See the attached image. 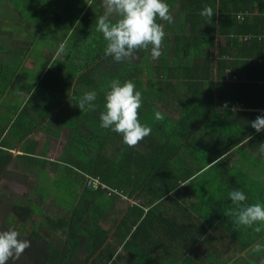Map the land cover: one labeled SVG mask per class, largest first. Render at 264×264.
Returning a JSON list of instances; mask_svg holds the SVG:
<instances>
[{
    "label": "trees",
    "instance_id": "1",
    "mask_svg": "<svg viewBox=\"0 0 264 264\" xmlns=\"http://www.w3.org/2000/svg\"><path fill=\"white\" fill-rule=\"evenodd\" d=\"M52 1L31 3L34 7L41 3L43 10L25 8V11L30 18L42 17L43 13L48 15L50 10H56L52 8ZM76 2L79 7L72 14L76 16L75 20L68 21L61 37L64 38L62 51L75 52L76 68L61 72L58 65L53 74L52 93L60 97L53 100L52 109H47L38 118L45 119L56 108L54 114L63 118L62 124L70 130V142L77 145L72 140L76 129L100 136L106 142L113 138L112 147L113 143L120 141L124 152L122 167L136 168L129 167V172H145L150 159L157 157L155 149L162 151L163 167L167 157L180 147L181 139L197 128L193 116L205 117L215 112V105H223L226 110L238 108L246 115L249 112L240 108H253L254 122L246 133L243 134L240 116L231 127L235 128L238 138L249 136L246 137L247 144L250 140L256 145L259 143L260 131H264V99L252 87H257L255 81L264 75V61L254 63L252 59L264 55V37L261 40L256 38L264 32V0ZM57 6L58 9L71 7L64 0H58ZM52 17L55 19L56 13ZM247 34L251 38L244 40L243 36ZM5 74V84L0 87L2 93L10 83V73ZM226 74L236 80L229 78L221 87ZM166 110L179 114L177 117L166 116ZM17 119L12 127L25 124L17 132L20 139L27 134H21L22 130H30L37 121L24 118L23 122L20 116ZM166 129L183 134L167 153L164 142H159L152 133ZM254 130L258 131L257 134L253 133ZM174 138L170 135V140ZM149 139L156 142L153 147L148 144ZM241 139L223 140V148L208 155L205 161L218 158ZM137 142H146L144 146L146 152H150L149 156L131 151V144ZM99 151L94 152L95 155L88 151L90 158L85 161L75 154L66 160L62 175L65 176L66 191L69 189L72 195V199L68 197V206L59 205L60 198L52 201L49 195H52L53 187L44 188L40 184L38 188L47 197L44 202H4L5 193L0 191L1 216H4L0 220V264H105L114 255L115 250L100 248L108 236L103 224L108 220L104 215L108 207L106 199L114 193L107 187L85 185L87 174L84 172L102 176V154ZM112 151H117L116 146ZM107 156L110 158L111 154ZM10 160V153L0 149V178ZM43 162L47 163L46 160ZM105 162L109 163L106 159ZM74 166L76 169L72 170ZM152 166L156 168L152 174L157 175L159 168L162 171L159 164ZM73 183L76 185L69 187ZM0 190L6 191L1 187ZM262 204L264 208V197ZM11 214L16 217L11 221L16 226L8 220ZM110 220L112 228L117 218ZM210 220L208 226L213 227L216 219ZM225 222L229 225L230 219ZM208 226L199 232L200 235L206 234V242L213 237L207 232ZM114 237L117 238V233ZM219 237L221 246L215 254L222 255L220 264H237L244 257L240 254L251 244L250 249L264 248V230L256 235L253 231L247 242L239 244L237 241L233 243L232 235L219 234ZM240 264H264V256L243 259Z\"/></svg>",
    "mask_w": 264,
    "mask_h": 264
},
{
    "label": "crops",
    "instance_id": "2",
    "mask_svg": "<svg viewBox=\"0 0 264 264\" xmlns=\"http://www.w3.org/2000/svg\"><path fill=\"white\" fill-rule=\"evenodd\" d=\"M36 1L40 0H21V3L19 0H0V87L5 84V73H10V83L3 93L0 88V149L11 155L6 172L0 178V187L6 191H0L5 195L10 193V196L19 191L21 197L17 196V200L44 202L45 195L38 188L39 184L44 188L62 185L64 165L72 154L83 157L85 161L90 158L88 151L95 155L94 152L100 150L102 182L107 187L118 189L111 187L114 192L108 188L114 194L106 199L108 207L104 215L108 220L103 224L108 236L100 248L109 247L115 252L105 264H220L222 255L215 254L221 246L218 235H232L235 243L236 229L246 232L248 227L255 226V220L264 218V215L260 216L264 212V131H260L257 145L251 140L247 144L246 137L249 136L238 138L235 128L231 127L240 116L243 134L246 133L254 122L253 108H240L249 112L246 115L238 108L226 110L223 105H215V112L205 117L193 116L197 128L182 139L183 134L167 129L159 133L153 131L154 138L164 142L166 153L181 139L180 147L167 157L163 167L159 149H155L157 157L150 159V166L147 164L143 173L139 170L129 172V165L118 169L106 164L105 159L110 161L111 158L107 156L109 147L104 148L107 144L104 138L76 129L72 140L78 145L70 142V130L62 124L63 118L54 114L56 108L45 119L38 118L47 109H52L53 100L60 97L52 93L56 65L61 66V72L76 68L75 52L62 51L64 38L61 37L68 21L75 20L76 16L72 14L76 13L77 7L58 9V0H53L52 8L56 10H50V14L24 19L25 8L43 10L41 3L37 7L30 5ZM69 1L76 3V0ZM54 13L55 19L52 17ZM240 15L238 13L237 17ZM263 37L264 32L256 36L257 40ZM250 38V34L243 36L244 40ZM34 49L41 51L40 56L32 54ZM252 61L263 62L264 55L254 57ZM30 73L34 74L31 80L26 76ZM229 78L236 80L226 74L221 87ZM255 84L257 87H252L254 92L264 99V75ZM179 111L183 113V110ZM178 114L165 111V115L170 117ZM18 116L23 122L24 118L37 121L30 130H22L21 134H27L20 139L17 132L25 124L12 127ZM257 132L253 131L254 134ZM170 135L175 138L170 140ZM227 138L241 140L218 158L205 161L208 155L223 148V140ZM145 143H132L130 149L149 156ZM148 144L153 147L156 142L149 139ZM115 146V153H124L120 141L113 143ZM45 160L47 163L43 162ZM156 164L163 171L159 168L157 175L152 174L156 171L152 165ZM84 173L99 177L98 174ZM32 195L34 198H30ZM9 199L5 198L6 201ZM112 218H117V221L111 228L109 221ZM212 218L216 220L213 227H209ZM226 219H230L229 225ZM206 225L208 234L213 235L207 242L206 234H199Z\"/></svg>",
    "mask_w": 264,
    "mask_h": 264
},
{
    "label": "rangeland",
    "instance_id": "3",
    "mask_svg": "<svg viewBox=\"0 0 264 264\" xmlns=\"http://www.w3.org/2000/svg\"><path fill=\"white\" fill-rule=\"evenodd\" d=\"M19 2L21 3V0H19ZM64 2L66 4H68L69 6H71V7H74V5H76V7H79V3L78 2L74 3V2L69 1V0H64ZM36 3H39V1H36ZM22 16L24 17V19H27V20H29L30 17H31V15H29L28 13H25V12H24V15L22 14ZM54 46L56 47L57 44H55ZM38 51H39V49H37V50L34 49L32 54H37L38 53V55L40 56L41 51H39V52ZM56 66L58 67V65H56ZM31 72H33V71H31ZM26 76L29 77V80H31L34 77V74L33 73H30V74H28ZM112 142H113V138H109L108 141H107V144L104 147V148H108L109 147V154H111V156H110L111 160L108 161V162L112 166H116L118 169H120V167H122V165H121V163H122L121 157L122 156L120 154H118V153H116V155H115V152L112 151V149H113V147L111 146L112 145L111 144ZM99 177L102 179V176L99 175ZM108 177H110V176H108ZM46 180L47 179L44 178V181H46ZM75 185H76V183H73V184H70L69 187H73ZM116 185H118V184H116ZM111 187L114 188L116 191L118 190L117 187H115V186H111ZM111 187L108 186V188H110L111 190H113L115 192V190L112 189ZM15 190H19V189H15ZM69 191H70L69 189H68V191H66V181H64L62 185L55 186V187L52 188V192L53 193L50 196V198L52 199V201H55V202L58 201V199L60 198L61 200L59 199L58 204L61 205V206L67 204V206H68L70 204L69 198L72 199V195L69 193ZM17 196L18 197H21L19 191H14V194L11 193V196L10 195H5L6 198L7 197H10V199L8 200L9 202L20 203V204H27L28 203L27 201L17 200L16 199V198H18ZM44 197H45V200H47V197L46 196H44ZM4 202H7V201L4 200ZM1 215H2V211H1V207H0V220L4 218V216H1ZM263 215H264V213H262L261 216H263ZM8 220L10 222L11 221H15L16 220V217L11 214V219L8 218ZM11 223H13V222H11ZM18 224L20 225V221L19 220H18ZM254 225H255L254 227H248L251 230V232L249 231V229H248V232L240 231L239 229H236V241H237L236 244H239L241 242H247V240L251 238L253 231H254V235H256L257 233L263 231L264 230V218L259 219V221H258V219L255 220L254 221ZM250 246L247 247L240 254V255H242L244 257L241 256L242 258H241V260L239 259L237 261V264L242 263L243 262V259H250V260H252V258L259 257V256H264V248L257 249L255 247V248L250 249ZM235 259H237V258H235ZM252 262H250V263H252Z\"/></svg>",
    "mask_w": 264,
    "mask_h": 264
},
{
    "label": "built area",
    "instance_id": "4",
    "mask_svg": "<svg viewBox=\"0 0 264 264\" xmlns=\"http://www.w3.org/2000/svg\"><path fill=\"white\" fill-rule=\"evenodd\" d=\"M85 178H86L85 185L88 187H93V188L107 187L105 186V184L101 181V179L98 176L86 175Z\"/></svg>",
    "mask_w": 264,
    "mask_h": 264
}]
</instances>
